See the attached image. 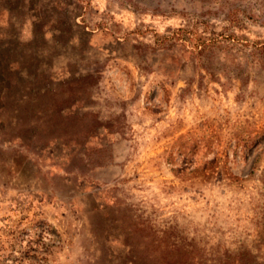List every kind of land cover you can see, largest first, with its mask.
<instances>
[{
    "label": "rangeland",
    "instance_id": "obj_1",
    "mask_svg": "<svg viewBox=\"0 0 264 264\" xmlns=\"http://www.w3.org/2000/svg\"><path fill=\"white\" fill-rule=\"evenodd\" d=\"M261 41L264 0H0V264L264 262Z\"/></svg>",
    "mask_w": 264,
    "mask_h": 264
},
{
    "label": "trees",
    "instance_id": "obj_2",
    "mask_svg": "<svg viewBox=\"0 0 264 264\" xmlns=\"http://www.w3.org/2000/svg\"><path fill=\"white\" fill-rule=\"evenodd\" d=\"M166 36H163L161 39H165ZM186 40V39H185ZM157 41H159V38H157ZM202 42V40L200 41ZM260 44L259 49L260 52L264 53V41L257 42ZM203 43L194 42L191 43L190 47L193 48L196 51H200L202 48ZM199 48V49H198ZM81 83L80 78L71 79L66 84L70 87H77ZM37 85L36 82H28L27 85L20 84L17 80H15L12 83H9V88L15 87L13 91V99L16 101V103H20L19 105H25L28 106L31 105V109H29V113L31 112V116L24 117L21 114V111L18 107H13L9 113L10 116V124L9 129L13 131V137L12 141L18 143L19 146L24 147L27 144L26 141L33 142L35 141L36 135L38 133H47L50 136L51 143L56 142L58 139L55 136L56 132H59L60 130L66 128L67 126L71 125V121L69 122H62L60 119H57L56 116L59 113V110H55L52 107H48L47 105H44V103H41V97L43 94H45L44 87H38L34 86ZM67 94V98L71 99V101L74 100L75 90H72ZM3 107H0V111L3 110ZM28 113V114H29ZM73 116H71L72 119ZM9 120V119H8ZM0 122L3 123V120ZM12 123V124H11ZM153 256V253L149 254ZM235 264H242L241 258H237L232 261ZM163 264V263H162ZM177 264V263H174ZM179 264V263H178ZM180 264H200L197 263L194 258L190 259L189 261L182 262ZM257 264H264L263 261L258 262Z\"/></svg>",
    "mask_w": 264,
    "mask_h": 264
}]
</instances>
